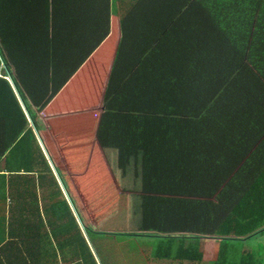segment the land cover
Returning a JSON list of instances; mask_svg holds the SVG:
<instances>
[{"label":"trees","instance_id":"obj_1","mask_svg":"<svg viewBox=\"0 0 264 264\" xmlns=\"http://www.w3.org/2000/svg\"><path fill=\"white\" fill-rule=\"evenodd\" d=\"M91 234L264 264V0H0V264Z\"/></svg>","mask_w":264,"mask_h":264},{"label":"rangeland","instance_id":"obj_2","mask_svg":"<svg viewBox=\"0 0 264 264\" xmlns=\"http://www.w3.org/2000/svg\"><path fill=\"white\" fill-rule=\"evenodd\" d=\"M111 2V11L115 14L117 2ZM107 239L117 241L119 244L118 248ZM126 239V241H121L113 237L95 236V234H91L88 237L89 247L92 249L98 264H179L170 260H159L151 255V250L158 244L159 239L157 238L135 237ZM229 243L231 250L229 258L231 261L238 259L243 251L264 253V235H256L245 241H230ZM217 248V240L203 239L201 242L202 261L200 263L183 262L180 264H211ZM137 249H140V253L135 258V250Z\"/></svg>","mask_w":264,"mask_h":264},{"label":"crops","instance_id":"obj_3","mask_svg":"<svg viewBox=\"0 0 264 264\" xmlns=\"http://www.w3.org/2000/svg\"><path fill=\"white\" fill-rule=\"evenodd\" d=\"M119 5H117V7H118ZM118 9H119V11L121 12V15L122 14H124L125 13V9L122 7V8H119L118 7ZM113 50H114V48H112ZM113 52V51H112ZM106 62H108L109 63V61H103L102 63H106ZM55 175H56V173H55ZM59 181V180H58ZM60 183V182H59ZM60 185H61V183H60ZM106 237H113L114 239H116L114 236H108V235H105ZM119 238H121V237H119ZM126 238H131V237H126ZM126 238H123L122 240L121 239H118V240H121V241H126L127 239ZM133 238H135V237H133ZM136 238H139V237H136ZM85 239H86V242H87V244H88V246H89V240H88V237H86L85 236ZM108 241H110L111 243H113L117 248H118V246H119V244H118V242L117 241H114V240H111V239H107ZM91 249V248H90ZM91 251H92V249H91ZM138 253H140V249H137V250H135V258H137V255H138ZM151 253H152V250H151Z\"/></svg>","mask_w":264,"mask_h":264}]
</instances>
